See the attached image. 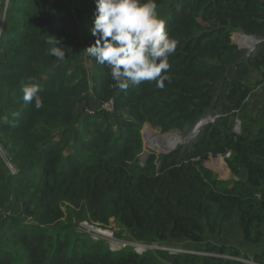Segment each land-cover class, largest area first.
<instances>
[{"label":"trees","instance_id":"16d2710c","mask_svg":"<svg viewBox=\"0 0 264 264\" xmlns=\"http://www.w3.org/2000/svg\"><path fill=\"white\" fill-rule=\"evenodd\" d=\"M156 2L178 41L170 81L163 89L153 81L120 91L107 66L95 58L93 72L85 65L84 49L95 42V0H8L6 8L0 0V209L10 202L22 214L11 207L0 214V264H238L188 252L112 250L105 239L81 240L78 231L83 221L112 223L127 233L114 232L119 239L172 247L199 245L233 220L246 245L263 246L253 259L264 264V124L246 113L240 133L232 124L264 82V0ZM235 32L259 42L249 52L231 41ZM48 35L60 39L63 61L48 54ZM28 77L42 86L40 109L22 99ZM209 116L212 122L158 164L154 152L139 164L143 124L187 137ZM210 156H223L234 178L219 180L203 165ZM203 249L239 256L224 245Z\"/></svg>","mask_w":264,"mask_h":264},{"label":"clouds","instance_id":"9594fccd","mask_svg":"<svg viewBox=\"0 0 264 264\" xmlns=\"http://www.w3.org/2000/svg\"><path fill=\"white\" fill-rule=\"evenodd\" d=\"M95 5L91 28L95 42L84 51L107 66L114 82L111 87L125 91L155 81L156 87L163 89L170 81L169 57L175 53L178 41L169 34L156 0H95ZM46 44L48 54L57 61L66 58L65 48L56 36L48 35ZM21 91L26 104L34 102L36 109L43 106L42 86L35 77H28ZM11 115L15 118L20 113ZM4 120L7 122V117Z\"/></svg>","mask_w":264,"mask_h":264},{"label":"rangeland","instance_id":"374dc122","mask_svg":"<svg viewBox=\"0 0 264 264\" xmlns=\"http://www.w3.org/2000/svg\"><path fill=\"white\" fill-rule=\"evenodd\" d=\"M3 1H4V5L7 6L8 0H3ZM170 2H172V0H170ZM1 24H2V22H1ZM240 34H241L240 32L233 33V35L231 37V41L235 45H237L243 49H247V51L250 52L253 48H251V46H249L248 44H245L242 42L241 37H239ZM85 59H86V61H85L86 67L89 68L90 71L93 72L94 71L93 66H92L93 57H89L88 55H86ZM253 85H254V82H253ZM253 100H254V104H252ZM263 105H264V94L260 95L258 98L250 99L249 106H248V113H249L248 116L255 115L256 114L255 108L258 109ZM245 106L246 105H244V107ZM77 107L79 109H82L81 104H78ZM93 110H94V108L91 107L88 109V112H93ZM243 112L244 111L241 110V113L239 114L238 117H240ZM238 117L235 116L232 119L233 126L236 123L235 119ZM238 119H239L238 120V127H239V123L241 122V119L240 118H238ZM262 124H264V120H262ZM193 130H194V128L189 132L187 137H185L186 135L181 134L177 130H168L166 132H161V130L158 127H152L149 123L143 124L141 127V130H140V135L142 137L144 147L139 154V164L143 165L145 163V161L147 160V158L149 157V155L151 154V152H154V154L157 156L156 164H158L161 154L169 153L170 151L174 150L177 146L184 145V144L188 143ZM167 134L172 136V137H170V138H172V139H170V141L166 140V138L168 136ZM4 160H5L6 165L8 167H11V165H9L10 162L7 159H4ZM203 165L206 168L210 169L212 172H214L219 180L228 182V181L232 180V178H234L233 175L230 173L229 169L227 168L223 156H215V157L210 156L207 160H205L203 162ZM10 207H11V214L22 215L21 214V208L17 204H12L10 202L7 203L4 208L0 209V214H4L5 210L6 209L9 210ZM25 219H26V216H25ZM110 222H112V221L110 220ZM75 225H77V224H75ZM223 228H226V229H224V230L222 229V231H224V232L222 233L221 236H219L217 238H221L222 236H224L223 238H228V239L232 240L233 234L234 235L236 234V229H233V224L228 225L226 227L223 226ZM81 229L83 231L89 233L90 235L93 234V229L90 228L89 226L83 224V223L81 224ZM101 232H102L101 233L102 237L104 236V237L108 238V239H106V244L109 246V248H112L113 250H118V251L121 249L120 248L121 245L119 243L121 241V239H119V237L124 236L125 234L123 232H125V231L117 228L115 225H113L111 223L109 226L106 227V229L101 230ZM114 232H116V233L120 232V235L118 238L115 236ZM205 236H207V234ZM213 236H217V234H215ZM231 236H232V238H231ZM80 237H81V240H88L90 236L87 234L81 233ZM206 238H208V240H210L212 242H217V243L219 242L215 237L208 236ZM86 244H88V243H86ZM192 244L193 243L188 242V241H184V242L182 241V243L179 246L172 245V248H174V249L183 248L187 252H191L193 254H196V252H211V251H206L205 249H203L205 246V245H203V243H202L203 246H201L202 249H199V250L193 249V248L191 249V247H193ZM80 245H81V243H80ZM147 251H149V250H147ZM258 251H260V249ZM207 254H209V253H207ZM251 258H253V257H251Z\"/></svg>","mask_w":264,"mask_h":264},{"label":"crops","instance_id":"0c3cea01","mask_svg":"<svg viewBox=\"0 0 264 264\" xmlns=\"http://www.w3.org/2000/svg\"><path fill=\"white\" fill-rule=\"evenodd\" d=\"M2 16H3V14H2ZM3 20L1 19V22H2ZM251 76H254L252 79H251V81H252V83L258 78V76H257V74L256 73H253ZM250 81V80H249ZM264 94V82H262L261 84H259V85H257L256 87H254L253 89H252V91L249 93V95L247 96V98L245 99V101H244V103H243V105H242V107H241V110H243L244 112L242 113V114H244V113H246V114H249L248 113V106H249V101H250V99H252V98H258L260 95H263ZM252 104H254V100L252 101ZM244 105H246L245 107H244ZM255 111H256V114L255 115H253V117H258V118H262L261 120H264L263 118H264V105L263 106H261L260 108H258V109H256L255 108ZM240 113H241V111H240ZM240 113H238V114H240ZM239 115H237V117H238ZM239 118V117H238ZM226 164V163H225ZM227 166V165H226ZM231 173V172H230ZM245 177V174H243L242 175V177ZM243 177V178H244ZM233 224V229H236V234L234 235L233 234V239L232 240H230V239H228V238H223L224 236H222L221 238H217V237H219V236H221L222 235V233L224 232V231H222L221 233H219V234H217V236H210V237H215L219 242L217 243V242H212V241H210V240H208V238H206V237H208L209 235H207V236H205V240H204V242H202L203 243V245H205L206 243H211V244H213V245H216V246H221V245H224L225 247H234L236 250H238V252H239V256L240 257H249V258H251V257H253L254 258V255L256 254V253H259L261 250H262V248H263V246H261V245H246L243 241H242V238H241V235H240V231H239V227H238V224H237V222L235 221V220H233V221H231V222H229V223H226L224 226L226 227V226H228V225H232ZM224 229H226V228H223V230ZM234 231V230H233ZM228 236V235H227ZM231 238H232V236H231ZM202 243L201 244H199V245H196V244H192L193 245V247H191V249L193 248V249H198V248H200L201 246H203L202 245ZM259 250L260 249V251H258L257 249ZM183 249V248H182ZM224 254H228V253H224ZM254 260V259H253ZM238 264H244V263H241L240 261L238 262V261H236Z\"/></svg>","mask_w":264,"mask_h":264},{"label":"built area","instance_id":"2783aa9c","mask_svg":"<svg viewBox=\"0 0 264 264\" xmlns=\"http://www.w3.org/2000/svg\"><path fill=\"white\" fill-rule=\"evenodd\" d=\"M3 19H4V13H3V16H2V20ZM103 107L108 109V110L112 109L110 104L103 105ZM238 120H239L238 118L235 119L236 123L233 126V132H235V133H240V127H238ZM209 121L212 122L213 118L210 117ZM239 125H240V123H239ZM196 133L194 135H196ZM228 155H229V152L226 153L224 156H228ZM8 168L11 171V173H13V174L16 173L15 169L12 166L8 167ZM82 223L93 229V234L92 235H90L89 233H87V232H85V231H83L81 229V224ZM103 229H106V228H102L100 225H98L96 223H89L87 221L81 222L79 224V226H78V231L79 232L86 233L91 238H93V240H97V239H105L106 240V239H108L107 237H104V236L102 237L101 230H103ZM119 243L121 245L120 246L121 249L129 246L137 254H142V253L146 252L147 250H153V249H159V250H163V251H168L170 253H179V252L186 253L187 252L186 250H184L182 248L181 249H174L172 247H167V246L148 245V244L137 243V242H128V241H125V240H122V239H121V241ZM188 253H191V252H188ZM196 253L197 254H206V253H202V252H196ZM208 255H211V256H214V257H217V258L226 259V260H233V261H238V262L240 261L241 263H244V264H263V263H258L257 261L253 260V258H249V257H240V256H233V255H230V254H216V253L208 254Z\"/></svg>","mask_w":264,"mask_h":264},{"label":"water","instance_id":"95a60500","mask_svg":"<svg viewBox=\"0 0 264 264\" xmlns=\"http://www.w3.org/2000/svg\"><path fill=\"white\" fill-rule=\"evenodd\" d=\"M6 7V6H5ZM1 28V27H0ZM241 38H247L248 39V45L251 46V48H254V46L259 42L258 40H256L255 38L253 37H250V36H246L245 34H240L239 35ZM209 117H207L206 119H202V120H199L195 126H194V130L197 128L198 131H199V128L205 124L207 121H209ZM168 135V134H167Z\"/></svg>","mask_w":264,"mask_h":264},{"label":"bare ground","instance_id":"6f19581e","mask_svg":"<svg viewBox=\"0 0 264 264\" xmlns=\"http://www.w3.org/2000/svg\"><path fill=\"white\" fill-rule=\"evenodd\" d=\"M240 39V38H239ZM241 40H242V42L243 43H245V44H248V39L247 38H241ZM198 131V129L196 128L194 131H192V134H191V136H190V139L193 137V135L196 133ZM164 137V136H163ZM170 137H172L171 135H168L167 136V138H166V140H169L170 141V139H172V138H170Z\"/></svg>","mask_w":264,"mask_h":264}]
</instances>
